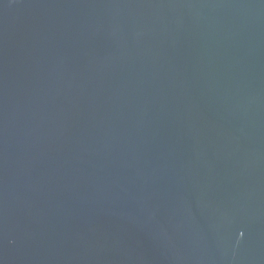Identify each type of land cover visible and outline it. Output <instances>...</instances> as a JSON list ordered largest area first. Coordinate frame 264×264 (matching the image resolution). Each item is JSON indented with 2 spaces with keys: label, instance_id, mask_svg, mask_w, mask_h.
I'll return each mask as SVG.
<instances>
[{
  "label": "water",
  "instance_id": "1",
  "mask_svg": "<svg viewBox=\"0 0 264 264\" xmlns=\"http://www.w3.org/2000/svg\"><path fill=\"white\" fill-rule=\"evenodd\" d=\"M0 264H264V0H0Z\"/></svg>",
  "mask_w": 264,
  "mask_h": 264
}]
</instances>
